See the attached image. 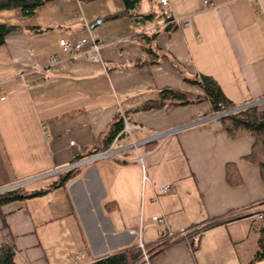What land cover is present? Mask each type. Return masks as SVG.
I'll return each instance as SVG.
<instances>
[{"label":"crops","instance_id":"1","mask_svg":"<svg viewBox=\"0 0 264 264\" xmlns=\"http://www.w3.org/2000/svg\"><path fill=\"white\" fill-rule=\"evenodd\" d=\"M168 5L171 16L191 17V25L165 24L160 0H45L31 16L0 10V21L17 27L0 45V187L105 146L123 116L132 137L123 133L117 147L172 131L85 165L64 185L33 182L28 189L47 191L4 204L0 243L13 245L18 264H93L134 248L129 230L140 216L153 251L139 264L253 260L264 219L255 137L232 136L207 115L211 102L190 80L213 77L235 104L264 99V0ZM94 36L101 60L60 45ZM165 88L193 101L162 102ZM165 185L171 190L159 194ZM160 213L165 226L152 219ZM166 228L176 234L164 239Z\"/></svg>","mask_w":264,"mask_h":264},{"label":"trees","instance_id":"2","mask_svg":"<svg viewBox=\"0 0 264 264\" xmlns=\"http://www.w3.org/2000/svg\"><path fill=\"white\" fill-rule=\"evenodd\" d=\"M127 4H136L139 0H125ZM45 0H0V10L6 9H20L22 16H31L35 9L43 4ZM172 16L165 18L171 19ZM16 26L8 25L0 21V45L6 41L7 35L15 30ZM192 83L199 84L206 92L205 98L211 102V109L207 113L213 114L230 109H236L242 104H235L223 92L218 82L211 76L206 74H199L194 79L190 80ZM162 102L165 99L176 100L177 104H187L193 101L188 98L186 94L171 88H165L161 91ZM225 129L232 136H240L244 134H251L255 137V144L251 158L257 161L261 167L262 175L264 177V106H248L237 111L231 112L221 118ZM124 120L121 117L114 123L108 137L107 144L97 150H103L109 147L115 136L124 129ZM93 153V152H91ZM90 154V153H89ZM87 155V154H86ZM84 155H80L82 157ZM77 170H70L60 175H57L50 184V189L57 186L64 185L69 179L74 177ZM46 189H28L27 186L18 187L16 189L8 190L0 193V211L1 207L11 201L25 199L29 197L39 196L46 192ZM16 251L13 245L5 242L0 243V264H18L15 260ZM264 259V219L260 227V238L258 241V248L254 254L253 260L248 264H253L256 260ZM143 261V253L138 246L127 249L115 254L107 255L98 258L93 264H139Z\"/></svg>","mask_w":264,"mask_h":264},{"label":"built area","instance_id":"3","mask_svg":"<svg viewBox=\"0 0 264 264\" xmlns=\"http://www.w3.org/2000/svg\"><path fill=\"white\" fill-rule=\"evenodd\" d=\"M227 1L233 2L235 0H227ZM160 4H161V14L165 18L170 17L171 15H170V10H169L168 0H160ZM191 21H192L191 17L181 18V17L172 16L171 19L165 20V24H173V25H177V26H185L186 27V26L191 25ZM60 45L65 51L71 52L73 54V56L77 55L78 53H87V55L92 59L101 60V58H102L101 57L102 44L98 41V38L96 36H94L92 38L83 37V38H80L79 40L61 39ZM52 60L57 61L58 57L53 56ZM1 83H2V80L0 79V85H1ZM3 98L4 97H2V99ZM256 102H259V101L245 103L239 109L251 106ZM237 110L238 109H230V110H226V111H222V112H218V113H213V116L215 118H221V117L231 113L232 111L234 112ZM123 120H124V124H125L124 129L115 136V138L112 140L109 147H107L106 149L99 150V151L84 155V156L78 158L77 160L68 163L65 166L56 167V168H53L51 170L42 172L40 174H37V175L31 176V177L25 178L23 180H19L17 182L11 183L7 186H2V187H0V193L8 191V190L16 189L18 187L27 186L28 184H31V183L39 181V180L49 179L52 176H57V175H60L62 173L70 171V170H76V169H79L85 165L93 164V163H96L98 161H101V160H104L107 158H117V157H119V153L121 151L127 149V148H132V147L138 148L139 145L141 143H144V142H153V141H157V140L163 141L172 132V131H166V132L152 133L145 140L136 141L135 139H132L131 143L117 147L116 143H117L118 139L122 136L123 133L127 132V133L131 134V137H132L133 127L130 125L128 118L126 116H123ZM138 128L142 129L141 127H138ZM71 143L74 144L73 141ZM138 160L140 161L141 166L143 168V172H144L143 173V181L145 182L148 180V177L146 176L145 171H144V169H145L144 156H139ZM170 190H171V186L165 185V186L159 187L157 192L159 194H161V193H167ZM260 217L264 218V215H260ZM152 219L155 222H157L159 225H162V226L167 225L166 216L164 213L155 214L152 217ZM135 220L138 222V227L130 229L129 234L135 236L138 239L137 246L141 249H144L146 244L143 241V235H142V231H143L142 217L140 216V217L136 218ZM179 233L185 234L184 231L179 232ZM175 234H176L175 232L169 231L166 228L163 230L162 236L167 235V236L171 237V236H174ZM80 255L81 254L79 253L77 259L80 257ZM145 259H148V257L145 256Z\"/></svg>","mask_w":264,"mask_h":264},{"label":"rangeland","instance_id":"4","mask_svg":"<svg viewBox=\"0 0 264 264\" xmlns=\"http://www.w3.org/2000/svg\"><path fill=\"white\" fill-rule=\"evenodd\" d=\"M243 105V104H242ZM255 105H259V106H264V101H259V102H256L254 103L253 105L251 106H255ZM233 112V111H232ZM77 170V169H76ZM52 178V177H51ZM54 179V178H53ZM40 181V180H39ZM29 185V184H28ZM27 185V186H28ZM197 232V231H195ZM169 236L167 235H164L163 238L164 239H167ZM142 250V253H143V259H145V256H149L151 254V252L153 251L151 249V246H145L144 249H141Z\"/></svg>","mask_w":264,"mask_h":264},{"label":"bare ground","instance_id":"5","mask_svg":"<svg viewBox=\"0 0 264 264\" xmlns=\"http://www.w3.org/2000/svg\"><path fill=\"white\" fill-rule=\"evenodd\" d=\"M264 99L258 100V101H263ZM241 107V106H240ZM240 107L236 108L239 109ZM56 176H52V178H55Z\"/></svg>","mask_w":264,"mask_h":264},{"label":"water","instance_id":"6","mask_svg":"<svg viewBox=\"0 0 264 264\" xmlns=\"http://www.w3.org/2000/svg\"><path fill=\"white\" fill-rule=\"evenodd\" d=\"M100 22V20L98 21V23Z\"/></svg>","mask_w":264,"mask_h":264}]
</instances>
